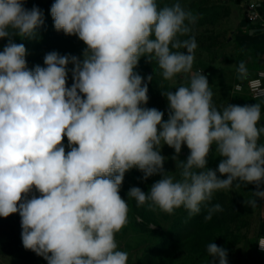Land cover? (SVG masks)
I'll return each mask as SVG.
<instances>
[{
  "label": "clouds",
  "instance_id": "clouds-1",
  "mask_svg": "<svg viewBox=\"0 0 264 264\" xmlns=\"http://www.w3.org/2000/svg\"><path fill=\"white\" fill-rule=\"evenodd\" d=\"M25 2L0 0V39L7 40L0 51V217L19 213L25 249L47 264H128L116 235L128 222L119 193L132 169L144 180L160 178L148 192L131 187L127 198L167 214L183 207L192 217L216 191L241 185L254 184L253 196L264 199L262 103H213L207 77L193 71L197 17L180 0L163 7L158 0H54V28L86 45L83 59L53 51L33 69L16 38H36L44 13ZM142 57L163 81L187 80L162 91L167 120L145 107L153 77L145 82L134 71ZM236 71L245 78L246 64ZM164 145L175 151L179 179L165 171ZM183 145L186 160L179 159ZM213 146L221 157L215 170L206 167ZM219 211L209 207L204 219ZM257 243L264 251V237ZM206 250L208 264H228L225 248L211 242Z\"/></svg>",
  "mask_w": 264,
  "mask_h": 264
},
{
  "label": "rangeland",
  "instance_id": "rangeland-1",
  "mask_svg": "<svg viewBox=\"0 0 264 264\" xmlns=\"http://www.w3.org/2000/svg\"><path fill=\"white\" fill-rule=\"evenodd\" d=\"M248 1L180 0L182 6L197 17L191 33L198 45L193 71H201L207 77L213 92V103L218 108L228 103L236 104L234 86L242 78L234 68L244 62L247 56L244 46L249 43V29L262 23L250 18ZM173 2L175 0H158V5L163 7ZM53 3L54 0L25 2L26 8L36 6L44 13V24L37 29L36 38H16V42L23 43L27 49L29 69L37 65L44 67L45 55L53 51L83 59L86 45L75 35L69 36L55 30L50 14ZM6 43V39H0V51ZM72 67V64L68 65L69 87L73 83ZM134 71L144 77L145 82L149 75L153 77L151 82H147L149 101L145 107H154L164 112L163 119L167 120L168 101L162 91H175V87L187 83V80L177 76L172 81H163L159 75L160 70L155 63L148 62L146 57L140 59ZM62 143L67 151L66 136ZM161 154L168 157L164 164L165 171L179 179V170L171 159L175 154L174 149L164 145ZM188 155L189 149L183 145L179 159L186 160ZM220 159L213 146L206 167L215 170ZM142 177L143 174L136 169L127 172L119 193L128 201L130 209L127 224L116 235L119 249L129 255L128 264H208L212 258L206 249L211 242L227 250L228 264H264V253L257 248V242L262 237V212L258 198L253 196L256 190L254 184L216 191L210 202L201 205L199 214L189 217L183 207L175 210L174 214L151 210L147 205L137 207L134 199L127 198L129 189L135 186L148 192L150 186L160 178L152 176L144 180ZM251 199L257 200L255 207L245 203ZM215 204H219L222 211L214 213L211 220L206 221L204 217L208 208ZM21 233L19 213L7 218L0 217V264H47L43 257L24 248Z\"/></svg>",
  "mask_w": 264,
  "mask_h": 264
},
{
  "label": "crops",
  "instance_id": "crops-1",
  "mask_svg": "<svg viewBox=\"0 0 264 264\" xmlns=\"http://www.w3.org/2000/svg\"><path fill=\"white\" fill-rule=\"evenodd\" d=\"M257 2L258 12L256 8L257 17L255 20L262 21L259 26L249 29L248 41L249 43L244 46V51L247 50V56L244 58V63L247 67V76L241 81H244L247 77L253 75L257 70H264V0H253ZM238 67V66H237ZM236 68L235 71H236ZM239 81V82H241ZM237 95L236 105H251L257 102L262 103L261 120L258 126H264V98L252 99L247 92H235ZM260 143H264V134L261 135ZM264 189V185H261ZM258 204L260 211L262 212L261 218V235L264 237V199L258 198ZM258 248V247H257ZM259 250V248H258ZM261 253L264 251L259 250Z\"/></svg>",
  "mask_w": 264,
  "mask_h": 264
},
{
  "label": "built area",
  "instance_id": "built-area-1",
  "mask_svg": "<svg viewBox=\"0 0 264 264\" xmlns=\"http://www.w3.org/2000/svg\"><path fill=\"white\" fill-rule=\"evenodd\" d=\"M247 4L250 11V18L255 19L257 17V2L249 0ZM234 91L238 93L247 92L252 99H263L264 70H257L253 75L247 77L244 81L237 83L234 86ZM258 248L261 250L259 246Z\"/></svg>",
  "mask_w": 264,
  "mask_h": 264
}]
</instances>
